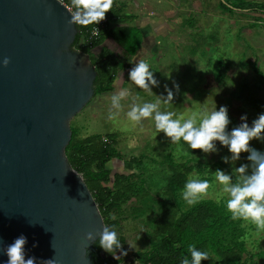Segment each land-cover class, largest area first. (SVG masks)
Masks as SVG:
<instances>
[{
  "label": "rangeland",
  "instance_id": "rangeland-1",
  "mask_svg": "<svg viewBox=\"0 0 264 264\" xmlns=\"http://www.w3.org/2000/svg\"><path fill=\"white\" fill-rule=\"evenodd\" d=\"M221 1L115 0L122 15L134 17L132 24H136V18L151 17V20L144 19L142 26L146 45L139 48V56L132 58L130 67L118 73L114 90L92 98L70 121V126L77 130L80 138L112 134L122 159L111 161L108 168L112 173L141 174L142 177L138 178L142 185L160 202L164 200L162 193L168 176V169L163 164L167 156L177 163L191 160L192 164L200 161L204 165H211L219 161L229 175H232L234 167L245 164L251 172L248 153L242 154L241 159L233 164L231 153L219 142H216L218 152L210 155L200 150L190 154L182 143V150L177 151V145L172 144L164 133L156 131L154 121L145 120L142 125H137L127 118L131 105L155 102L157 97L166 99V89L172 90L174 98L171 103L161 102L162 111H172L177 116L187 118L192 112L205 108L211 111L215 106L218 111L223 106L227 108L231 121L229 133L242 123V116H247V123L252 126V122L264 114V13L241 12L235 8L239 1L264 4V0H228L235 6H229V10L220 8ZM149 8L153 9V14L149 13ZM186 10L191 11L188 16L184 15ZM164 22L171 32L161 27ZM146 29L149 30L145 33ZM152 31L154 36L150 34ZM150 39L153 42L156 40L155 47L147 45ZM110 48L116 54H122L117 45L110 43ZM140 59L150 65L159 82V87L152 88V95L130 81L129 72ZM222 65L228 66V71L224 81L217 83L216 75ZM127 66L128 63H125ZM121 89H127L129 95L122 101L123 110L119 116L109 119L110 110L115 111L111 108V96ZM251 147L264 153V142L260 140L251 141ZM223 157H228L229 163H225ZM207 173L208 169H205L202 174L191 175L204 180ZM214 177L212 175L208 180L211 188L205 199L226 203L228 197ZM178 202L179 212L190 207L181 193ZM149 204L151 207L146 210L142 204L141 210L145 212L138 213V219L133 215L139 210V204H131L126 209L122 231L127 256L150 248L149 233L153 227L149 223L158 216L159 207L155 203ZM245 227L249 235L246 238L248 252L243 254L242 261L247 260L246 264H264V256H257L259 252H264V232L257 234L255 226L251 224Z\"/></svg>",
  "mask_w": 264,
  "mask_h": 264
},
{
  "label": "water",
  "instance_id": "water-1",
  "mask_svg": "<svg viewBox=\"0 0 264 264\" xmlns=\"http://www.w3.org/2000/svg\"><path fill=\"white\" fill-rule=\"evenodd\" d=\"M67 9L59 0H0V264L21 235L36 264H94L99 237L89 243L86 234L104 227L65 154L70 121L93 98L96 78L89 56L72 48L78 28Z\"/></svg>",
  "mask_w": 264,
  "mask_h": 264
},
{
  "label": "trees",
  "instance_id": "trees-1",
  "mask_svg": "<svg viewBox=\"0 0 264 264\" xmlns=\"http://www.w3.org/2000/svg\"><path fill=\"white\" fill-rule=\"evenodd\" d=\"M219 6L222 10H229V6L235 7L228 0H222ZM237 6L235 8L241 12L245 10L248 13H264V4L239 1ZM106 17L112 18L110 24L95 39L90 38L93 25L77 27L78 33L72 44L73 49L89 56L95 68L93 98L114 90L118 73L130 67L132 58L143 42L141 30L131 25L134 17L120 16L114 11L107 13ZM108 38L121 48L122 54L117 55L112 50L103 48L100 53L94 55L92 50ZM125 63H128L127 67ZM227 71L226 65L219 68L216 75L217 83L224 81ZM71 131V139L65 149L67 160L71 167L82 175L98 206L104 225L115 228L122 246L125 243L122 220L126 217L124 214L127 207L134 203L140 205L139 210L137 209L133 215L135 219L139 218L138 213L141 214L151 207L149 203H155L159 207L158 216L149 223L153 227L149 233L150 248L133 253L134 261L138 264H182L185 257L191 259L189 247L195 246L198 250L209 254V260L202 261L201 264H246L247 260L242 261V256L248 252L246 238L249 235L246 234V227L241 226L242 221L231 219L226 203L204 199L197 205L179 212L178 197L189 176L193 173L202 174L205 169H208L207 180H211L218 169L228 174L223 163L218 161L204 165L196 161L192 164L191 160L177 163L171 156L165 157L163 164L168 169V176L166 188L162 193L164 200L160 202L142 185V181L138 178L142 177L141 174L112 173L108 168L111 161L122 159L112 134L105 136L94 134L80 138L77 130L72 126ZM104 138L106 141H103ZM181 143L188 153L197 152L191 150L183 141ZM142 204L146 206L145 210H141ZM119 252L118 250L116 255ZM90 256L94 264H122L128 257L120 253L119 258L116 259L112 254L106 253L99 246V239L94 242ZM257 256H264V252H259Z\"/></svg>",
  "mask_w": 264,
  "mask_h": 264
},
{
  "label": "clouds",
  "instance_id": "clouds-1",
  "mask_svg": "<svg viewBox=\"0 0 264 264\" xmlns=\"http://www.w3.org/2000/svg\"><path fill=\"white\" fill-rule=\"evenodd\" d=\"M62 4L63 0H59ZM115 0H70V7L67 9L71 14L69 25L89 27L99 25L106 20V15L113 11ZM100 33L97 27L92 29V34ZM10 58H4L3 67H8ZM130 81L139 89L154 94L153 87H159V82L154 77V72L150 70V65L140 59L129 72ZM178 89V85L176 86ZM167 90V98L157 97L155 102H145L143 104H133L127 112V118L137 125H142L145 120H152L156 131L162 132L168 137L172 144L177 145V151H181V141L187 144L191 150H200L206 155L217 153V143L226 147L231 153V162L235 164L241 159V155L248 153V160L251 162V172L249 166L242 165L233 168L232 175L224 171L216 170L215 181L221 186V190L227 195L226 207L234 221H242V227L251 224L255 226L257 234L264 232V153L251 147V141L260 140L264 142V114L252 122V126L247 123V116H242V123L228 131L231 121L226 107L208 111L206 108L200 112H192L185 118L183 115L177 116L172 111H162L161 102L171 103L174 94L171 89ZM127 89H121L111 96V108L115 111L109 112V119H116L123 110L122 101L128 97ZM225 163H229L228 157H223ZM235 177V179H233ZM211 188L207 179L201 180L194 175H190L181 193L183 200L188 206H195L208 197ZM99 237V246L116 259L119 250L124 256L121 240L115 228H109L106 224L99 233L89 232L86 240L92 243ZM27 238L21 235L13 244L4 249L8 257V264H36L34 257L26 259L25 246ZM191 259L185 257L182 264H201L202 261L209 260V254L198 250L195 246L189 247ZM41 264H54L53 260L42 261Z\"/></svg>",
  "mask_w": 264,
  "mask_h": 264
},
{
  "label": "crops",
  "instance_id": "crops-1",
  "mask_svg": "<svg viewBox=\"0 0 264 264\" xmlns=\"http://www.w3.org/2000/svg\"><path fill=\"white\" fill-rule=\"evenodd\" d=\"M65 1V3L67 4V5H70V0H64ZM190 8V7H189ZM113 11L114 12H116V13H118V14H120V16H122V14L120 13V10L118 9V7L115 5L114 6V8H113ZM148 11H149V13H152L153 14V9H151V8H149L148 9ZM189 12H191V11H188V10H186L185 11V13H184V15H189L190 13ZM155 14H157L158 16H161L162 15V13L160 14V13H155ZM142 16H143V14H142ZM142 18V17H141ZM151 17H146V16H143V20L142 19H140V20H138L137 18H136V24H131V25H133V26H136V27H138L140 30H141V32H142V35H143V42H142V45H141V47H140V49L141 48H143V47H145V45H146V40H145V36H144V32H143V21H144V19L145 20H147V19H150ZM161 18H163V17H161ZM151 20V19H150ZM161 27H164L167 31L169 30L168 28V24L167 23H162V26ZM146 28H149V26H147ZM148 30L149 29H146V31H145V33L146 32H148ZM170 32H171V30H169ZM185 32H187V30H185ZM151 34V36H154V34H153V31L150 33ZM168 35V34H167ZM151 36H150V38H151ZM183 36V35H182ZM162 37H163V35H162ZM186 37V36H185ZM152 39V38H151ZM151 39H150V41H148V43H147V45L148 44H150V45H153L154 47H155V43H156V40H154V42L153 41H151ZM154 50H155V48H154ZM139 51V50H138ZM138 51H137V53H138ZM137 56H139L138 54H136L133 58H137Z\"/></svg>",
  "mask_w": 264,
  "mask_h": 264
},
{
  "label": "built area",
  "instance_id": "built-area-1",
  "mask_svg": "<svg viewBox=\"0 0 264 264\" xmlns=\"http://www.w3.org/2000/svg\"><path fill=\"white\" fill-rule=\"evenodd\" d=\"M63 3L66 4L64 0H63ZM67 7L69 8L70 5H67ZM111 19H112V18L106 17V20H105V21L101 22L99 25H96V26L93 25L92 29H93L94 27H97V28L99 29V31L101 32L103 29H105V28L110 24ZM113 19H116V18H113ZM92 29H91V33H90V38H91V39H95L100 33H99L98 35H95V36H94V35L92 34ZM103 141H106V139L104 138Z\"/></svg>",
  "mask_w": 264,
  "mask_h": 264
},
{
  "label": "flooded vegetation",
  "instance_id": "flooded-vegetation-1",
  "mask_svg": "<svg viewBox=\"0 0 264 264\" xmlns=\"http://www.w3.org/2000/svg\"><path fill=\"white\" fill-rule=\"evenodd\" d=\"M112 51H113V50H112ZM114 53H115V52H114ZM115 54H116V53H115ZM117 55H118V54H117ZM92 251H93V250H92ZM90 252H91V251H90ZM119 256H120V255H119ZM132 257H133V261H131L130 264H134V263L138 264L136 261H134V256H133V255L128 256V257L126 258V260L129 259V258H132ZM126 260H125V261H126ZM125 261H124V262H125Z\"/></svg>",
  "mask_w": 264,
  "mask_h": 264
}]
</instances>
